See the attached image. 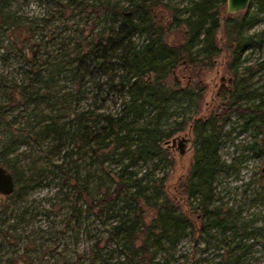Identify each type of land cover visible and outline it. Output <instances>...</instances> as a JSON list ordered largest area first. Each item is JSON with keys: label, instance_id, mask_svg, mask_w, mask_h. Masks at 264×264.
Returning a JSON list of instances; mask_svg holds the SVG:
<instances>
[{"label": "trees", "instance_id": "obj_1", "mask_svg": "<svg viewBox=\"0 0 264 264\" xmlns=\"http://www.w3.org/2000/svg\"><path fill=\"white\" fill-rule=\"evenodd\" d=\"M10 1L0 0V29L12 32L13 42L10 47L1 45L2 54L5 60L10 54L16 56L22 75H0V126L5 124L0 165L16 179L13 194L19 198L42 186L48 168L35 165L30 167L35 170L24 172L18 164L19 155L11 154L22 144L55 135L57 145L50 152L61 157L57 162L50 160L49 165L54 166L52 172L64 176L63 184L70 189L67 194H72L68 224L74 226L73 219L80 224L85 217L95 216L102 226L94 235L89 264H98V257L104 261L116 257L115 264H163L159 255L165 258L187 234L219 231L236 237L244 226L239 224L238 214L217 204L218 177L233 169L219 150L224 129L237 111L244 120L243 129L256 128L250 145L253 153L264 154V91L257 93L258 89L248 84L264 61L247 65V75L236 79L248 49L264 46V29L248 33L264 15V0H252L253 11L248 7L244 13L226 18L224 26L221 6L227 0H185L182 7L171 0H42L49 20L18 16ZM74 9L102 15L90 32L82 27L73 36H64L55 52L43 48L40 41L47 35V22L61 21ZM222 28L235 82L218 92L226 101L220 114L193 117L191 112L196 110L191 108L201 101L203 88L184 85L179 73H196L214 64L221 53L217 34ZM65 79L74 84L73 92L61 88ZM112 91L120 95L121 109L102 110L104 105L98 100ZM84 97L91 98L87 106L81 104ZM52 98L56 102L47 103L52 108L47 113L42 103ZM58 104H64V115L57 110L54 114V108L61 109ZM14 106L27 112L29 121L23 126L8 118ZM179 114L183 120H174L176 125H171L173 116ZM187 119H193L196 149L184 189L196 219L168 196V173L158 176L140 169L142 162L153 159L169 162L164 143L185 129ZM75 155H90L92 162L86 173ZM18 198H0V225L6 227L4 238L15 248L9 257H0V264H54L50 259L33 257L27 245L22 251L17 247L22 234L10 220L14 219ZM23 209L20 215L28 222V212Z\"/></svg>", "mask_w": 264, "mask_h": 264}, {"label": "rangeland", "instance_id": "obj_2", "mask_svg": "<svg viewBox=\"0 0 264 264\" xmlns=\"http://www.w3.org/2000/svg\"><path fill=\"white\" fill-rule=\"evenodd\" d=\"M111 1L126 3L127 0ZM171 1L179 7L187 3L185 0ZM10 8L13 12H17L18 16L43 18L47 6L42 0H11ZM254 8L255 6L250 3L248 9L253 11ZM226 9L227 1L221 6L223 26L226 18L236 17L245 12L244 10L237 14L226 15ZM100 13L98 15L96 12H84L80 9H74L69 11L61 21L47 22L49 32L45 31L47 35H45L44 40L40 41L41 46L55 52L64 36H73L77 29L82 27L87 28L86 33L90 32L97 18L102 15ZM44 17L48 20L51 19V16ZM223 28L217 34L221 53L215 57L214 64L199 68L196 73L195 71L191 74L190 72L183 73V71L179 73V80L184 85L189 83L198 84L203 88L201 101L197 106L191 108V110H196L191 112L193 117L220 114L225 108L226 101L218 96V92L222 86L227 87L235 82V77L229 70V50ZM263 29L264 15L248 30V33L256 34ZM11 33V31L4 28L0 29V75H5L8 78L22 75L19 72V65L21 64L16 56L10 54V58L5 60L2 54V46L10 47L13 45ZM38 36L42 37L41 35ZM245 56H248V58L240 68V76L236 79L247 75L245 69L247 65H256L264 61V46L249 48ZM223 77L225 78L224 82H222ZM248 84L250 88H257V93L264 91V65L259 72L248 80ZM61 85L63 91L73 92L74 84L72 82L65 79L61 82ZM75 101L72 103L73 106L76 105ZM53 102H56L55 98H52L50 102L42 103V109L50 113L52 108L47 103ZM89 102H91V98L84 97L81 99L82 106H87ZM97 103L104 105V108H101L102 110L107 109L116 112L121 109L122 100L118 93L112 91L101 97ZM20 110L21 107L14 106V109L10 110L11 116L8 117L16 126H23L24 123L29 121V117L26 115L27 112H21ZM56 110L59 115L65 113V108H62V106L60 110L54 108V114ZM179 115L181 116H173L170 122L171 125H176L174 120L179 122L183 120L182 114ZM192 121L193 119L190 121L187 119L185 129L176 132L167 140L169 142L164 143V147L169 153V162L153 159L142 162L140 169L142 173L151 171L158 176L168 173L166 181L168 196L174 199L175 204L182 211H187L193 219H196L195 213L189 207L184 189L190 175L196 149V133L192 128ZM243 121L239 113L235 111L231 116L230 124L224 129L223 144L220 147L219 154L227 163L233 164V169L219 175L215 190L217 197L220 199L217 204L224 209L231 208L236 211L240 219L239 224L244 225L242 230L236 234V237H228L219 231H212L210 235L187 234L174 248L165 253V258L162 254L159 255L158 259L163 261V264H264V154L263 156H256L253 153L250 145L253 142V133L256 128L243 129L241 124ZM4 130L5 124H2L0 126V141H2L1 133ZM259 136L261 137L262 134ZM174 137H185L187 139L185 155H180L178 142L175 147H172L171 140ZM18 144L19 142L13 147ZM54 145H57V139L55 135H51L50 138H42L39 142L31 141L22 144L20 149L14 152L15 154H11V157L19 155L20 163L18 161V164L22 171H33L35 169H30V167L35 165L36 167H47L48 170L45 174L48 177L43 181L42 186L26 192L22 197L18 198L15 193L12 197L0 194V198L5 201H10L12 198L17 200L18 198V203L12 214L14 219L10 221L16 222L17 229L22 234V237L18 239L17 246L21 248V251L27 245L29 246V253L33 257L50 259L54 264H89L87 259L95 242L94 235L102 229V226L99 224V220L95 219V216L85 217L80 224L76 223V219H73L71 225L74 226L68 224L73 198L72 194H67L70 189L63 184L64 176L61 178L56 172H52L51 169H54V166L49 165L50 160L57 162L61 157L50 152ZM74 158L77 159L82 172L86 173L90 168V162H92L90 155L85 157L75 155ZM25 177L27 175H24ZM54 203L55 208H53ZM23 208L28 212V222H24L20 215L21 211L24 210ZM5 228L4 225H0V257L2 259L9 257L15 249L4 238ZM103 258L98 257L97 263L115 264L116 262V257L112 258L111 261H104Z\"/></svg>", "mask_w": 264, "mask_h": 264}, {"label": "water", "instance_id": "obj_3", "mask_svg": "<svg viewBox=\"0 0 264 264\" xmlns=\"http://www.w3.org/2000/svg\"><path fill=\"white\" fill-rule=\"evenodd\" d=\"M252 0H227L226 15H233L246 10ZM225 78H222V82ZM169 142V141H167ZM178 142L180 155H185L187 147V139L185 137H174L171 140L172 147ZM16 190V179L14 175L4 166L0 165V194L11 195Z\"/></svg>", "mask_w": 264, "mask_h": 264}]
</instances>
